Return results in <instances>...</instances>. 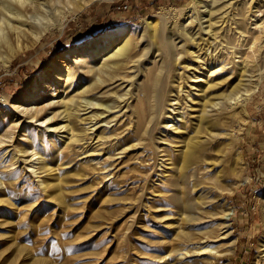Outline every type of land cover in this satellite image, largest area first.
<instances>
[{
    "label": "rangeland",
    "instance_id": "374dc122",
    "mask_svg": "<svg viewBox=\"0 0 264 264\" xmlns=\"http://www.w3.org/2000/svg\"><path fill=\"white\" fill-rule=\"evenodd\" d=\"M247 5L264 14V0H98L77 16H55L41 38L40 25L23 26L20 38L1 45L0 264H256L264 244L262 34L254 48L245 46V77L229 65L205 98L197 96L196 110L186 108L182 134L167 132L164 113L180 84V100L185 97L191 71L184 65L194 63L188 51L208 40L205 20L224 39L240 27ZM127 27L133 28L128 51L87 95L99 104L75 107L71 129L58 135L48 125L61 119L22 118L16 99L38 76L47 85L53 62L64 60L73 79L54 84L55 92L43 93L33 109L64 110L59 103L75 99L81 85H97L107 56L88 64L82 55L70 60L71 53ZM261 71L249 101L233 106L227 96L234 86ZM191 138L192 158L182 159ZM184 205L194 208L192 215ZM182 237L219 253L163 261Z\"/></svg>",
    "mask_w": 264,
    "mask_h": 264
},
{
    "label": "bare ground",
    "instance_id": "6f19581e",
    "mask_svg": "<svg viewBox=\"0 0 264 264\" xmlns=\"http://www.w3.org/2000/svg\"><path fill=\"white\" fill-rule=\"evenodd\" d=\"M94 1L98 0H0V47L2 44H9L12 41L13 37H15L16 39L20 38L21 35L25 32L23 26L27 28H33L40 25L42 29L37 32L36 35V38H39L46 32V30L47 32L49 31V26L53 18H56L55 16L58 17V15L65 13V11L69 12L71 16H77L86 6ZM248 5L246 7V11L243 13L242 24L240 25V27H236L234 28V30H227V35L224 36V39L220 38V32H216V30H213V26L209 24L210 18L205 20L208 22V30H206V33L204 34L208 35V40L206 39L204 41V46L200 47L201 45L199 43L196 44V47L194 49L188 51L189 55L191 56L190 58H192V60L194 59V63H189L187 60L184 65L185 69L191 71V74L187 77L186 80V88L188 85V90L185 94V97L180 100L182 92V85L180 84L178 85L176 90L177 97L173 98L174 100L169 104V106H165V109L166 107L169 108V110L164 111V113H168L169 115V118L165 121V129L167 130V132L175 131L177 134L183 133L179 131L178 125L182 124V126H185L187 122L185 118L186 108L189 109L191 113H193L196 110L195 107L197 105V96L201 95L202 98H205L207 91L218 85V83L212 82L221 79L223 77V75L221 74L223 71L231 70L229 69L231 68V66L229 65L237 64L238 66H240L241 76L245 77V74L247 73L246 67L248 65V60L244 57L245 46L249 45V49L254 48L259 39V33L262 34L261 47L264 51L263 11H261L260 9H257V11H255L253 10V8H250L251 6ZM153 20H155V18L146 19L145 22H147L150 26L154 24ZM192 23L193 22H191L190 25ZM132 30L133 28L131 29V27H127L125 29L109 31L103 34L94 43L93 47L78 48L71 53L69 57L70 60L82 55L84 56V58H82L83 61L88 64H94L99 57L103 58L104 56H107L108 61L101 64V66L99 67V72L96 75L97 85L93 84L91 87L84 88L83 84L79 87V89L81 90L76 93L75 99L74 97H71L69 100H62L61 103H59L60 105L65 107L64 110L57 112L51 110L48 112L43 111L42 108H32L34 104L40 103V101L44 99L43 93L55 92V87L53 86L54 84L63 83L64 79L68 83L69 80L73 79L72 69H66L67 66L65 65L66 62L64 60H60L58 63H52V69L54 73L50 78L47 79V85L42 84L44 81V78H42V76H38L36 77V79L30 80L26 85V93L23 95L21 94L22 97L16 99V103L19 104L17 105L16 109L24 114V117L22 118H30L32 120L41 121L43 123H47V121L50 120L52 121L61 119L62 121L60 122V124H47L48 127L53 126V131L58 135L64 133L63 130H65L66 128L71 129V117L75 115V107H77L78 111L82 110V107L99 104L87 98V95L93 92L96 87L100 85L99 83L106 82L103 75L109 72V69L118 66L119 58L122 55H125L128 51L126 46L130 43ZM183 32L186 34L187 30H183ZM117 41H121L123 46L118 47L115 51L112 46ZM173 51H175L174 47ZM13 55L14 54H12V57ZM160 71H162V67ZM224 76H227V74H225ZM262 78L263 72L261 71V73H259L258 75L251 74V76L247 80H245L246 84H243V81H239V83L243 84L246 88L242 91V85L239 83V85L237 84L234 86V90H232L231 93L227 96L231 101V104L237 108H243L246 102L249 101L255 91L259 88ZM151 86L153 87V83H151ZM70 102L71 104L68 107V104ZM206 103H208V100H206L203 104L205 107ZM20 107H23V110H21ZM106 108L110 109L109 106H106ZM207 111L208 110L206 109L205 112ZM33 127L34 123L30 121L24 123V128H26V132L28 135L31 134V130L33 129ZM7 133L11 138L13 134L12 130L9 129ZM28 139L32 141L33 137L28 136ZM28 146L31 147L32 145L28 144ZM194 146L195 142L193 141V139H189L185 147L190 148V150L183 151L181 153V158H187V160H190L192 158L191 149ZM175 149L178 150L177 146L175 147ZM24 151V153H26L27 155L31 154L32 156H35L33 154V150L30 151V149H26ZM17 154L18 152L16 150H14L12 153V158L13 160H15L14 164L17 163ZM1 183L2 181L0 180V185ZM184 208L187 213L191 215L193 214L194 208L187 205H184ZM187 213L183 214L184 216H186L187 220H193L192 216L185 215ZM229 215L231 214H226V216ZM225 218L228 220V217ZM183 234H185V232ZM182 238L184 239L183 244L178 245V248L176 249L169 250V253L161 257L163 261L166 262L169 258H172L174 256L175 258L181 260L188 258L189 256H200L202 254L208 255L212 259L216 254L219 253L215 247L209 248L202 242L192 241L191 239L187 240L185 237ZM261 249L262 250L260 252L262 255L261 258L259 256L256 264H264V244L261 245ZM211 262H213V260L208 261L209 264Z\"/></svg>",
    "mask_w": 264,
    "mask_h": 264
}]
</instances>
